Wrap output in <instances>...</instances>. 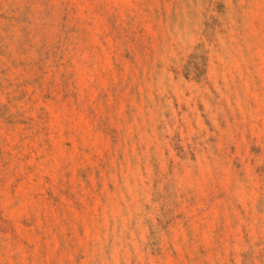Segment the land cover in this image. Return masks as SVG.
Returning a JSON list of instances; mask_svg holds the SVG:
<instances>
[{
  "label": "rangeland",
  "instance_id": "374dc122",
  "mask_svg": "<svg viewBox=\"0 0 264 264\" xmlns=\"http://www.w3.org/2000/svg\"><path fill=\"white\" fill-rule=\"evenodd\" d=\"M0 264H264V0H0Z\"/></svg>",
  "mask_w": 264,
  "mask_h": 264
}]
</instances>
